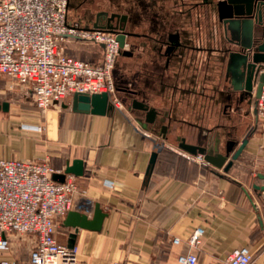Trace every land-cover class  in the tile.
<instances>
[{"label": "crops", "instance_id": "obj_1", "mask_svg": "<svg viewBox=\"0 0 264 264\" xmlns=\"http://www.w3.org/2000/svg\"><path fill=\"white\" fill-rule=\"evenodd\" d=\"M199 1L73 0L69 15L68 0V22L81 29H102L115 15L136 35L112 69L123 109L105 116L73 112L71 95L41 112L25 87L0 88V103H8L7 111L0 108L1 160L48 159L60 173L72 160L83 161L73 210L91 218L99 204L107 216L98 232L66 228L63 218L56 238L68 245L74 234L84 264H178L177 256L188 253L196 264H226L243 247L252 264H264V117L242 97V83L233 82L221 30ZM156 40L171 52L165 55L167 45ZM63 47L91 65L102 60L99 43L67 39ZM120 90L134 92L161 120L145 128L143 113L129 111ZM181 139L210 154L224 153L228 142L235 143L232 154L247 144L224 172L199 164L178 147ZM161 150L147 176L151 154ZM197 228L203 234L190 246ZM11 238L0 260L27 264L28 253Z\"/></svg>", "mask_w": 264, "mask_h": 264}, {"label": "built area", "instance_id": "obj_2", "mask_svg": "<svg viewBox=\"0 0 264 264\" xmlns=\"http://www.w3.org/2000/svg\"><path fill=\"white\" fill-rule=\"evenodd\" d=\"M67 9L68 0H0V78L9 81L8 89L25 87L41 112L74 93H106L114 108L123 109L112 78L121 52L116 35L102 29H81L68 22ZM67 39L103 45L102 61L91 65L72 58L63 47ZM256 110L264 117V86ZM195 158L206 164L201 155ZM53 174L60 172L48 159H0V253L9 250L11 237H17L30 242L27 264H84L78 260L76 247L60 244L56 238L59 223L74 208L76 177L67 175L63 183H57ZM202 234V228L194 230L188 244H199ZM172 243L178 245L179 239ZM176 261L196 264V256L180 254ZM252 262L248 248L243 247L233 251L225 263ZM0 264L14 262L2 259Z\"/></svg>", "mask_w": 264, "mask_h": 264}, {"label": "water", "instance_id": "obj_3", "mask_svg": "<svg viewBox=\"0 0 264 264\" xmlns=\"http://www.w3.org/2000/svg\"><path fill=\"white\" fill-rule=\"evenodd\" d=\"M210 1L209 14L215 17L223 35L224 45L227 47L225 53H229V71L232 80L235 84L242 83V86L239 87L242 97L250 99V102L255 107V112H257L256 105L261 97L264 86V0ZM126 29L125 17H117L115 15L107 18L106 24L102 28V30L116 35L121 52L128 40L136 38L134 33ZM156 43L163 45L164 42L156 40ZM164 44L167 45L165 50V55H167L171 52V49L167 43ZM129 45L130 51L137 48L134 43ZM128 56H132V52H129ZM120 91L127 95L124 103H127L129 111L143 113L145 128L153 126L161 120L159 112L146 103L137 100L134 92L129 90ZM0 108L3 111H7L8 103H0ZM71 110L95 116H105L113 113L115 108L109 102L106 93L93 95L74 93L71 97ZM166 130L165 126L160 128V132L164 135ZM246 144L247 140H244L233 154L234 142H228L224 153L216 154L207 153V150L203 147L187 144L184 139L180 140L178 147L191 156L201 155L208 165L227 172L232 167L233 161L239 157ZM156 157L157 152H153L146 171L147 176L152 172ZM82 174L83 161L74 159L70 164H66L62 173L53 174L51 178L57 183H63L67 175L80 177ZM106 216L99 204H94L91 218H88L86 214L80 211L71 210L64 217L62 225L75 230L84 229L98 232L101 230ZM73 237L74 234H71L68 247H73Z\"/></svg>", "mask_w": 264, "mask_h": 264}, {"label": "rangeland", "instance_id": "obj_4", "mask_svg": "<svg viewBox=\"0 0 264 264\" xmlns=\"http://www.w3.org/2000/svg\"><path fill=\"white\" fill-rule=\"evenodd\" d=\"M72 7H73V0H71V5H70V8H69V15L71 14V10H72ZM106 31V30H105ZM67 54L69 55V53L67 52ZM104 54V53H103ZM102 59H103V56H102ZM102 61V60H101ZM84 62V61H83ZM87 63V62H86ZM9 84V81L5 78H0V88H3L5 85ZM66 99V98H65ZM37 109V108H36ZM38 110V109H37ZM40 111V110H38ZM16 243L17 245L19 246L18 247V250H20L22 253H28L31 245H30V242L27 240V239H17L16 240Z\"/></svg>", "mask_w": 264, "mask_h": 264}, {"label": "flooded vegetation", "instance_id": "obj_5", "mask_svg": "<svg viewBox=\"0 0 264 264\" xmlns=\"http://www.w3.org/2000/svg\"><path fill=\"white\" fill-rule=\"evenodd\" d=\"M210 0H200L199 2H197V5H203V6H207L210 5Z\"/></svg>", "mask_w": 264, "mask_h": 264}, {"label": "trees", "instance_id": "obj_6", "mask_svg": "<svg viewBox=\"0 0 264 264\" xmlns=\"http://www.w3.org/2000/svg\"><path fill=\"white\" fill-rule=\"evenodd\" d=\"M164 151H160L157 155H159V157H160V155L163 153ZM157 158V157H156ZM12 242V238H10V243ZM15 244H16V246H17V248L19 247L18 245H17V243L15 242ZM29 252V251H28Z\"/></svg>", "mask_w": 264, "mask_h": 264}]
</instances>
